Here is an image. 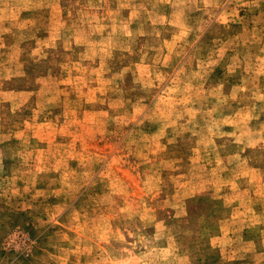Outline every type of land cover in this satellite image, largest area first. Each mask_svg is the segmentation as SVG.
I'll return each mask as SVG.
<instances>
[{"label":"rangeland","instance_id":"rangeland-1","mask_svg":"<svg viewBox=\"0 0 264 264\" xmlns=\"http://www.w3.org/2000/svg\"><path fill=\"white\" fill-rule=\"evenodd\" d=\"M0 264H264V0H0Z\"/></svg>","mask_w":264,"mask_h":264}]
</instances>
